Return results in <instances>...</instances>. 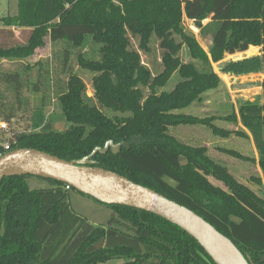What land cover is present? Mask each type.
I'll return each mask as SVG.
<instances>
[{
	"label": "trees",
	"instance_id": "trees-1",
	"mask_svg": "<svg viewBox=\"0 0 264 264\" xmlns=\"http://www.w3.org/2000/svg\"><path fill=\"white\" fill-rule=\"evenodd\" d=\"M17 6L16 16L0 21L4 27L31 32L25 44L0 45V60L29 62L47 39L62 46L56 58L65 78L57 73L53 78V68L43 61L27 64L25 76L1 73L0 84L13 92L14 100L6 102L0 93V120L8 125L15 120L27 83L42 98L52 91L67 127L54 131L39 119L40 109L31 131L11 133L7 152L35 149L72 161L107 141L124 143L116 155L96 154L91 166L188 208L227 237L250 264H264V198L214 162L205 146L171 133L198 127L221 140L253 142L262 172V179L253 180L264 183V80L261 103L244 102L236 113L198 117L183 112L201 108L215 96L229 99L213 64L236 76L264 70V55L221 63L226 55L250 47L264 52V0H17ZM183 17L201 38L209 39L208 52L186 30ZM206 19L210 21L203 25ZM73 57L91 76L92 98L71 69ZM31 70H36L33 82L25 79ZM215 149L255 163L254 157L236 150ZM7 152L0 143V155ZM27 177L0 183V264H214L193 238L157 216L105 205L113 214L106 227H96L71 209V187L45 180L48 188L30 190Z\"/></svg>",
	"mask_w": 264,
	"mask_h": 264
},
{
	"label": "rangeland",
	"instance_id": "rangeland-1",
	"mask_svg": "<svg viewBox=\"0 0 264 264\" xmlns=\"http://www.w3.org/2000/svg\"><path fill=\"white\" fill-rule=\"evenodd\" d=\"M17 10V0H0V20L6 17L16 16ZM209 21L210 19H206L202 22V24L205 25L209 23ZM183 23L186 30L194 34L198 42L203 47V50L208 52L209 39L201 38L199 35V30L192 23L187 21L185 17H183ZM30 32V29L4 27L3 22L0 21V45L25 44ZM61 47V45H53L47 39H45L44 47L36 49L34 55L29 59V62L13 59L0 60V74L18 72L20 75H23L24 68L27 64H34L37 61H43L48 63L51 69L53 68V78H55V73H57V76L60 74V67L56 58V54L60 53ZM263 55L264 52L262 51L261 47H250L246 52L236 53L234 55H226L221 63H236L244 59L262 57ZM182 59H187V53L185 50L182 51ZM70 66L72 71L80 76L84 81L86 85V96L88 98H92V87L90 81L91 76L82 72L78 68L74 57L72 58V63ZM212 67L214 72L224 83L229 95V99H226L224 96H215L212 97L211 100L205 101L201 108L188 109L183 111L184 113L198 117L227 116L232 111L236 113L240 104L244 102L261 103L262 89L260 84L264 80V70L247 75L236 76L231 73L223 72L220 63L213 64ZM26 78L29 81H35L36 70H31L25 79ZM58 78L64 80L65 77L64 75L60 74ZM0 93H3V95L6 96V102H12L14 100L13 92L11 90H7L5 85L0 84ZM21 95L25 102L16 112L15 120L12 121L11 124H7V129L8 131L10 130V133L8 131L0 133V143H7L8 139L12 135L11 133L13 132L16 133L31 131V126L37 119L36 113L40 109L42 110V113L39 119L45 120V122L49 123L51 127H53L54 131H63L67 127L66 119L52 91L48 92L45 97L42 98V96H44L42 93H33L30 85L26 83L24 88L21 90ZM2 123L4 122L0 120V124ZM216 123L219 124V126L230 130H236L237 128L236 125L231 123ZM171 133L175 134V136L181 140L205 146L208 149L207 155L212 158L214 162L229 168L231 174L236 178V180L251 189L258 196L264 198V183L262 185H258L253 180V178L255 179L258 177L262 179V172L257 163L258 156L253 142L239 139L237 137H231L228 140H221L211 136L208 132L198 127L193 129L179 128ZM217 145L236 150L246 156L254 157L255 163H246L227 157L215 149V146ZM208 179L213 185L220 186L226 190V188L221 183L215 181L213 178L209 177ZM26 183L30 190L46 189L49 187V183L47 181L36 177H27ZM68 201L74 213L96 227H106L113 214L112 209L108 206L100 204L92 198L79 194L74 190H70L68 192ZM122 263V260H113L105 264Z\"/></svg>",
	"mask_w": 264,
	"mask_h": 264
},
{
	"label": "water",
	"instance_id": "water-1",
	"mask_svg": "<svg viewBox=\"0 0 264 264\" xmlns=\"http://www.w3.org/2000/svg\"><path fill=\"white\" fill-rule=\"evenodd\" d=\"M123 146L124 143L107 141L90 155L72 161L35 149H15L0 156V183L4 178L18 176L62 183L100 204L133 208L177 226L197 242L214 264H250L227 237L193 211L114 172L91 166L96 154L110 151L116 155Z\"/></svg>",
	"mask_w": 264,
	"mask_h": 264
},
{
	"label": "built area",
	"instance_id": "built-area-1",
	"mask_svg": "<svg viewBox=\"0 0 264 264\" xmlns=\"http://www.w3.org/2000/svg\"><path fill=\"white\" fill-rule=\"evenodd\" d=\"M7 127H8V126H7L6 123H2V124H0V133H2V132H7V131H8ZM2 147H3V150H4L5 152L9 151V149H10V145H9L8 143L2 144ZM0 156H2V155H0ZM65 189H66V190H69L70 187L66 185Z\"/></svg>",
	"mask_w": 264,
	"mask_h": 264
},
{
	"label": "crops",
	"instance_id": "crops-1",
	"mask_svg": "<svg viewBox=\"0 0 264 264\" xmlns=\"http://www.w3.org/2000/svg\"><path fill=\"white\" fill-rule=\"evenodd\" d=\"M186 19V18H185ZM187 20V19H186ZM188 21V20H187ZM190 22V21H189ZM191 23V22H190ZM198 41V40H197ZM200 44V43H199ZM209 44H210V41H209ZM200 46H201V44H200ZM202 47V46H201ZM203 48V47H202ZM209 48V47H208ZM53 128V127H52Z\"/></svg>",
	"mask_w": 264,
	"mask_h": 264
}]
</instances>
